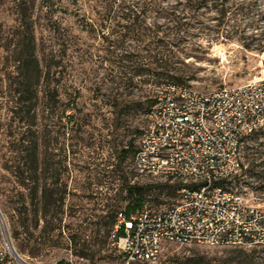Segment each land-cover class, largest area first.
Wrapping results in <instances>:
<instances>
[{"label": "rangeland", "instance_id": "374dc122", "mask_svg": "<svg viewBox=\"0 0 264 264\" xmlns=\"http://www.w3.org/2000/svg\"><path fill=\"white\" fill-rule=\"evenodd\" d=\"M168 71L200 92L264 78V0H0V211L22 256L122 264L104 219L121 190L175 203L177 182L133 166ZM241 162L225 187L264 208L263 128ZM154 264H264V247L168 245Z\"/></svg>", "mask_w": 264, "mask_h": 264}, {"label": "built area", "instance_id": "2783aa9c", "mask_svg": "<svg viewBox=\"0 0 264 264\" xmlns=\"http://www.w3.org/2000/svg\"><path fill=\"white\" fill-rule=\"evenodd\" d=\"M262 128L264 78L214 92L164 85L133 166L140 177L177 182V200L163 210L118 214L112 240L122 264H154L168 245L264 246V208L225 187L242 171L244 141ZM0 228V264H36L13 246L6 222Z\"/></svg>", "mask_w": 264, "mask_h": 264}, {"label": "trees", "instance_id": "16d2710c", "mask_svg": "<svg viewBox=\"0 0 264 264\" xmlns=\"http://www.w3.org/2000/svg\"><path fill=\"white\" fill-rule=\"evenodd\" d=\"M219 2H221L222 6H226L229 2V0H218ZM166 57V59H165ZM168 56H163V58H161L162 60H160L162 62V64L165 65H160L162 66V68H167L166 70H170L168 68V63L169 61L167 60ZM156 77L160 78V79H164L166 81H172L169 83H174V84H179L176 83V74H173L172 72H159L156 74ZM179 85H184V84H179ZM126 153V152H125ZM123 161V160H122ZM28 181H31V177L28 178ZM127 183V182H126ZM142 188L136 186V185H127V188H123L121 190V193L124 194L125 192L127 193L126 197L124 198L125 201V209L126 211L124 213H126L127 215L133 214L135 212H137L138 210H141L144 208V204H145V200L143 197V194L141 193ZM105 218H111V223L109 224V226L111 227V231H114L115 226L117 224V220H118V211L117 209H110L108 211V215L104 217ZM111 232L108 233V236L111 237L112 234L110 235ZM259 247H264V246H259Z\"/></svg>", "mask_w": 264, "mask_h": 264}, {"label": "bare ground", "instance_id": "6f19581e", "mask_svg": "<svg viewBox=\"0 0 264 264\" xmlns=\"http://www.w3.org/2000/svg\"><path fill=\"white\" fill-rule=\"evenodd\" d=\"M0 222L5 224V218L1 211H0Z\"/></svg>", "mask_w": 264, "mask_h": 264}]
</instances>
